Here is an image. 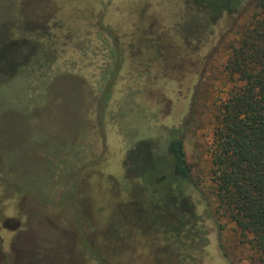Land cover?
Returning a JSON list of instances; mask_svg holds the SVG:
<instances>
[{
    "label": "rangeland",
    "instance_id": "374dc122",
    "mask_svg": "<svg viewBox=\"0 0 264 264\" xmlns=\"http://www.w3.org/2000/svg\"><path fill=\"white\" fill-rule=\"evenodd\" d=\"M185 9V0H0V264H258L211 194L238 37L226 25L240 12L199 41L182 28L193 18ZM176 137L205 195L187 188L188 213L158 214V196L183 182L169 151ZM179 214L199 216L206 246L179 244L158 225Z\"/></svg>",
    "mask_w": 264,
    "mask_h": 264
},
{
    "label": "trees",
    "instance_id": "16d2710c",
    "mask_svg": "<svg viewBox=\"0 0 264 264\" xmlns=\"http://www.w3.org/2000/svg\"><path fill=\"white\" fill-rule=\"evenodd\" d=\"M185 3L187 9L183 13H192L193 18L183 16L182 20L185 18L184 22L189 24L182 28L188 29L191 38L196 37L199 41H207V36L215 33L221 16L232 17L240 12L232 26L226 25V35L238 37L229 45L224 68L227 95L217 108L211 194L215 214L236 223L242 241L258 255L257 263L264 264V0H211L213 11L201 5L202 1L185 0ZM182 20L179 23L182 24ZM169 146L177 179L183 182L171 183L158 196V203L153 204L158 214H164L168 206H178L188 213L190 204L180 196L187 188L196 191L200 188L196 182H191L184 137L173 138ZM201 194L205 195L204 192ZM186 217L179 214L177 224L161 223L159 219L158 225L179 244H185V239L190 242L194 239L195 244L206 246L207 233L201 235L205 229L198 225L199 216L194 215L192 222ZM215 222L217 224L216 219ZM217 226L220 249L228 257L221 241L222 226Z\"/></svg>",
    "mask_w": 264,
    "mask_h": 264
}]
</instances>
